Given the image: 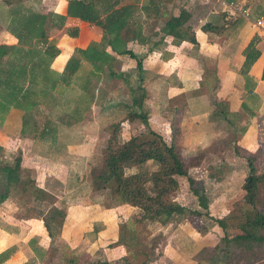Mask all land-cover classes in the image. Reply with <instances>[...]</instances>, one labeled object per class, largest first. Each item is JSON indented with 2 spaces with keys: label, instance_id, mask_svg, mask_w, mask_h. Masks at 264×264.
Masks as SVG:
<instances>
[{
  "label": "crops",
  "instance_id": "0c3cea01",
  "mask_svg": "<svg viewBox=\"0 0 264 264\" xmlns=\"http://www.w3.org/2000/svg\"><path fill=\"white\" fill-rule=\"evenodd\" d=\"M173 1L179 7L177 12L171 8V13L165 15L163 12L169 9L158 7V14L166 16V20L181 10L185 11L182 27L191 32L193 43L170 35L162 37V34L156 40L151 37L149 39L141 31L128 37L121 30L120 36L126 47L141 58L140 74L137 75L134 59L126 54H116L109 46H105L108 58L104 57L102 71H95L87 61L80 59L79 69L75 73L79 76L76 81L79 85L87 76L86 86L92 94V101L86 110H82L83 102L78 103L76 118H67L62 113V104L55 107L39 104L38 110L33 109L26 115L27 124L21 132V110L10 108L3 116L0 121V154L7 151L13 154V158L19 153V175L22 180H33V184L24 186L25 190H21L19 183L5 187L0 174V188L2 192L7 190L0 208L14 196L17 199H13V202H22L29 211L34 208L37 216H23V222L12 223L5 222L9 217L0 212V253L10 249L7 255L0 257V264L44 263L52 245H49L51 241L41 219L52 205L62 209L65 204V215L57 238L67 240L65 238L89 232L90 229L79 226L81 217L105 224L106 215L100 211L99 205L96 209L86 203L87 200L74 203L66 201L72 193L76 177L79 175L80 179L81 174L85 173L83 175L87 177L84 179L88 178L90 168H87L86 162L90 156L96 155L97 142L107 139L112 115L118 113L116 107L120 106V111L125 114L120 121V125L124 126L121 128L122 140L145 133L146 127L138 117L144 115L147 127L158 132L166 142L174 141L183 154L201 155L199 164L190 167L188 174H191L192 169L199 170L198 175L190 176L201 179L204 185V173L209 165H201L202 158L206 154H223V145L217 148L219 153H216L215 147L228 139L225 136L232 130H239L240 126H235L239 119H245V130L236 140L235 147L238 149L237 145L244 146L247 152H255V144L249 147L245 143L249 144L258 129L264 130V0ZM22 3L41 14H64L66 0H22ZM119 5L127 6L120 4V1ZM168 6H171L170 3ZM8 7L9 4L0 0V46L11 47L17 40L5 27V11ZM151 18L154 20L156 16L152 14ZM160 20L157 18V21ZM202 25H206V30L201 29ZM73 27L77 28L76 35L68 36L66 29ZM155 29L160 32L157 27ZM53 31L60 33L51 35ZM47 33H50L48 39H51V45L45 46L52 57L49 68L57 73L62 72L75 48H85L90 42H99L101 39L98 26L69 16L65 17L62 25H50ZM135 34L144 44L132 40ZM148 43L150 46H147ZM247 59L250 63L243 72L242 65ZM102 76L105 78L101 87ZM138 76L141 81L137 80ZM118 80L126 92L130 93L129 99H120L124 103H118L114 95L113 84ZM138 84L141 90L137 88ZM74 91L80 92L77 87ZM103 91L108 94L101 101L99 93ZM131 124L139 126L140 132L132 134L129 129ZM12 158L10 161L0 159V163H10ZM232 158L237 159L234 156ZM82 162L85 163L83 168L79 167ZM228 164L218 174L216 182L224 185L234 180L233 173L237 172L239 176H234L241 187L246 173L245 163ZM53 185H56L55 189ZM18 186L20 190L16 189ZM35 188L43 191L38 192L40 196L31 194L30 191ZM121 206L136 210L128 204L121 203ZM194 208L198 209L197 206L191 209ZM185 224L176 223L173 229L185 230ZM186 232L187 235H193L192 240L198 234L193 228ZM74 252L72 254L76 258L73 256V261L80 264L79 255ZM104 256L109 263V253Z\"/></svg>",
  "mask_w": 264,
  "mask_h": 264
},
{
  "label": "trees",
  "instance_id": "16d2710c",
  "mask_svg": "<svg viewBox=\"0 0 264 264\" xmlns=\"http://www.w3.org/2000/svg\"><path fill=\"white\" fill-rule=\"evenodd\" d=\"M10 7L5 11V27L16 38V44L7 47L0 46V121L10 108L23 112L22 127L26 126V115L33 109L38 110V105L47 107L62 106L67 118H76L79 104L83 102L82 110H86L92 101V94L87 91V76L82 83L76 81V72L80 66V59L87 61L95 71H102L105 64V46H109L116 54H126L135 60L137 75L141 72V58L126 47L125 41L120 36L121 30L126 28V17L129 6H117L118 0H66L64 14L50 12L41 14L24 6L22 0H2ZM66 16L77 18L101 29L99 42H90L85 48H75L73 54L66 60L61 73L49 68L51 53L45 48L51 45L48 39L50 25H62ZM185 11L170 16L164 21L168 35L176 39H186L194 42L193 35L182 27L185 21ZM206 30V25L201 26ZM77 28H67L66 34L74 37ZM247 59L242 65V71L248 67ZM138 81L141 77L138 76ZM141 90V86L137 85ZM77 87L80 91L73 96H68V90ZM80 115V114H79ZM78 115V116H79ZM130 116V115H129ZM131 117V116H130ZM145 125L147 137L139 135L130 136L122 140L119 133L120 121L111 123V130L105 140L102 151V166L98 171L91 172L96 187H105L107 180H112L113 191L120 200L130 206L139 208V218L148 221L164 222L174 215L187 217L188 221L197 232L201 231L199 222L202 216L210 217L216 225L224 230L221 240L225 243L235 242L248 248L253 243L264 242V214L256 204L261 190L264 188V170L258 171L255 153L246 152V173L241 184V205L237 211H231L225 217H211L209 215L207 197L203 181L188 174L190 167L196 166L201 160V155H185L174 142H166L163 137L147 127L146 117L138 115ZM79 118V117H78ZM147 161L154 164L148 174L145 172H129L126 168L134 165H143ZM21 156L17 153L10 163H0V174L5 187L20 184L31 186L33 180L23 179L19 175L21 170ZM177 177H184L189 193L193 196L197 208L189 209L179 204L172 198L178 188ZM151 184L148 190L146 183ZM33 196H40L43 192L35 188L30 191ZM45 193H43L44 195ZM7 190L0 193V202L6 197ZM120 201V202H121ZM64 211L56 206H50L42 216V224L47 237L52 242L59 236L64 219ZM231 228L236 233L227 237L225 230ZM10 249L0 253V257L8 254ZM75 264L73 258L66 260ZM86 264H109L105 260ZM140 264H149L142 260Z\"/></svg>",
  "mask_w": 264,
  "mask_h": 264
},
{
  "label": "rangeland",
  "instance_id": "374dc122",
  "mask_svg": "<svg viewBox=\"0 0 264 264\" xmlns=\"http://www.w3.org/2000/svg\"><path fill=\"white\" fill-rule=\"evenodd\" d=\"M119 1L120 4H127L130 8L127 14L128 16L126 17V28L124 29V33L128 37L134 34V32L140 33V31L145 33L149 39L151 37L156 40L161 34L162 37H166L168 33L163 23L166 16L161 14L159 16L158 7L169 9V11L163 12L165 15L171 13V8H174L175 12H177L179 8L177 4H174L175 2L173 0H118L117 6H120ZM168 3H170L172 7L168 6ZM140 9L143 11H140ZM152 14L156 16L154 20L151 18ZM157 18H161V20L157 21ZM156 27L160 29L159 33L155 29ZM59 33V31H53L51 35H59ZM135 37H132V40L137 42V44H144L140 42L138 36ZM147 46H150V43H148ZM103 78L105 77L102 76L100 81L101 87L104 83ZM118 81L116 84H113L114 95L118 103H124L123 101L120 102V99L125 100L128 96L130 97V93L126 92L125 87ZM68 91V96L75 95V91L71 89ZM107 94L108 93L105 91L100 92V100L103 101ZM119 107H116L118 113L112 115L113 118H111V122L121 121L123 116H125L123 111H120ZM244 120L245 119H239L236 121L237 124H235V126L236 128L240 126L239 130H232L231 133L225 136L229 138L224 139L222 143H219V146L215 147L216 153H219L217 148L223 145V150H221L223 154L217 156L215 154H206L202 158L201 165H209V169L204 173L206 185H204V183L203 185L205 194L207 195L208 212L213 218L225 217L229 212L237 211L238 207L241 205V187L239 186V180L236 179L239 174L237 172L233 173L236 176L233 175L234 180L227 181L223 183L224 185H222V183H217L216 180L222 169L229 166L228 163H245V159L242 155L247 152L246 148L239 145H237L238 149L235 147L236 140L239 139L240 134L245 130L243 124ZM217 125L218 124H216V126ZM123 127L124 126L119 124L120 136L122 132L121 128ZM138 127L131 124V128H129L130 132L132 134L139 133ZM242 127H244V129ZM110 130L111 126H109V131ZM228 132L230 131L228 130ZM139 136L147 137L148 135L141 133ZM97 143L98 147L94 152L96 155L90 156L86 162L87 168H90L88 178L84 179V177H87L84 176L85 173L81 174L82 178L80 179L79 175L76 177L74 181L75 184L72 186V193L70 197H68L70 199L67 198L66 202L71 201L74 203L80 200L85 202V200H87L86 203L91 204L96 209L97 205H99L100 211L106 215L104 218L105 224L103 222H101L103 224H100L99 220L89 221L81 217L79 226L84 229H90V231L82 235H74L65 238L68 241L55 237L51 244H49L52 245V249L43 264H69L66 260L74 256V254H72L73 250L76 251L74 252L76 255H79L80 264L96 263L97 261L105 260L104 255L108 253L109 256L107 258L109 259V264H140L142 260H147L149 264H264V242L253 243L248 248L242 247L232 241L225 243L221 240L224 230L218 227L215 221L210 217L202 216L199 219L201 231L197 232L198 234H195L196 238L192 240L193 235H187L188 232H186V230L189 228L195 230V228L185 216H171L160 223L156 220L148 221L139 218L141 211L137 207H135L136 210H132L126 206H121V203L125 205L126 203L122 202L119 196L114 193L112 187L114 184L112 180H107L103 188L96 187L94 184L91 172L98 171L102 166V151L105 139L99 140ZM253 144L256 145L254 153L257 170L263 171V129H258L257 132H255V136L249 141V144L245 143V145L249 147L254 146ZM12 155L13 154L7 151L2 152L0 154V159L10 161ZM232 156L237 159H233ZM74 164L77 165L76 162H74ZM84 164L83 162L79 163V167L82 166L83 168ZM211 166L213 167L211 168ZM153 167L154 164L147 161L146 164L134 165L130 168H126L125 171L127 173L142 171L148 174ZM25 169L30 170L29 168ZM198 172L199 170L192 169L190 175L196 176L199 174ZM177 180L179 181L178 188L173 192L172 198L174 200L177 199V201H179L178 203L189 209L196 207L197 205L194 202V198L189 193L186 186L187 183L185 178L180 177L177 178ZM57 183L59 184L58 181ZM150 186L151 184L147 182L146 187L148 190H151ZM55 187L56 185H53L54 189ZM16 189L20 190V187L18 186ZM1 192L2 190L0 188V193ZM13 199L17 198H14V196L10 197L8 203L2 205L0 208V212L6 213L9 217L6 221H3L17 223L19 221L23 222V216H37L34 208H31L32 210L29 211L22 202H13L15 201ZM64 207L65 204H63V208ZM256 207L264 214V188L260 192ZM18 217H21V219H18ZM176 223H186L185 230L175 231L173 227ZM100 228L102 231L99 232ZM225 233L227 237H231L236 233V230L227 228ZM108 244H110V246H107ZM106 247L109 249H106Z\"/></svg>",
  "mask_w": 264,
  "mask_h": 264
},
{
  "label": "built area",
  "instance_id": "2783aa9c",
  "mask_svg": "<svg viewBox=\"0 0 264 264\" xmlns=\"http://www.w3.org/2000/svg\"><path fill=\"white\" fill-rule=\"evenodd\" d=\"M242 12H243V13H246V11H245V10H242Z\"/></svg>",
  "mask_w": 264,
  "mask_h": 264
}]
</instances>
